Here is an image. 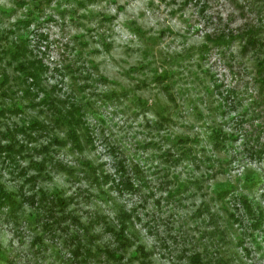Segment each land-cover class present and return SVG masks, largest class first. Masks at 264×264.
<instances>
[{
  "label": "rangeland",
  "instance_id": "374dc122",
  "mask_svg": "<svg viewBox=\"0 0 264 264\" xmlns=\"http://www.w3.org/2000/svg\"><path fill=\"white\" fill-rule=\"evenodd\" d=\"M76 1L0 0V140L25 121L47 124L18 164L0 156V184L25 196L44 189L71 198L69 216L51 227L33 219L35 205L25 201L17 217L0 212V264H118L98 251L104 245L122 252L123 264L135 250V264H264V95L255 80L264 51H244L237 37L254 27L264 41V0ZM221 32L234 36L228 45L206 39ZM25 40L30 60L48 67L46 93L67 100L72 90L87 104L82 130L90 141L81 151L52 142L43 169L34 162L45 154L35 149L65 139V128L50 103L37 104L46 93L18 70ZM165 69L167 91L154 79ZM167 151L183 157L173 164ZM119 161L133 190L104 179ZM85 162L98 168L99 181ZM121 223L131 241L125 248L115 235ZM78 241L95 255L74 257Z\"/></svg>",
  "mask_w": 264,
  "mask_h": 264
},
{
  "label": "trees",
  "instance_id": "16d2710c",
  "mask_svg": "<svg viewBox=\"0 0 264 264\" xmlns=\"http://www.w3.org/2000/svg\"><path fill=\"white\" fill-rule=\"evenodd\" d=\"M46 1H49L50 3L51 0H46ZM94 1L95 0H87V1L77 0L75 3L79 7H83L89 3H93ZM35 8L37 9L41 8L39 3L35 4ZM21 22H25V20L24 19L20 20V23ZM25 24L26 25H24L23 27L27 28L29 25L27 23ZM258 32H259L258 28L251 27L249 29H246V31L241 33V35L237 36L238 38H241L242 41H245L244 45L242 46L244 51L247 49L248 45L251 46L252 50L255 52H257V50H259L261 46H262V50L264 51L263 49L264 41L259 39ZM232 37H234L232 34L225 35V33L221 32L220 34H217L215 37H210V35H207L206 39L210 40L214 45L223 46V45H228ZM29 45L30 43H28V41L26 40L23 41V43H21V47H20L21 50L19 52L20 56L17 57L18 58L17 67L19 68L18 70L25 77L31 79V83H30L31 86H33L34 89H37L38 92L42 93V95L46 92L49 93V91H47L41 84V76H43V74L46 73L48 67L45 66L40 60H30L34 58H30L29 56V54L31 53V51L28 49ZM15 56L16 55L13 54V57ZM171 74H172L171 71H169L168 69H165L164 71H162V73L156 75L154 79H156L159 83H161L162 86L167 91V89H169L170 87L169 78ZM255 80L257 81L259 94L264 95V53L262 54L261 59H259L257 62ZM5 81H6V78L4 77L2 83H5ZM25 91L27 92V94L31 93L29 89ZM48 93H46L44 98L39 100L37 104L42 103V102H48L53 106V108H55L53 121L57 124L58 127L60 126V127L65 128L64 137L66 138L58 140L56 137H53V140L47 141V143L35 149L39 151L42 150L41 152L45 154V156H43L44 158L40 162L35 163L33 161L37 168H42L47 162H49V154L47 153H48V150L52 142H55L59 145L70 144L71 146L72 144V146L76 147L79 151H81L84 148L83 141H86V142L90 141L88 136L85 137V133H87V128L85 127V129L82 130L85 124L83 121V115L85 113V110L87 109V104L80 102V100L78 99L79 95L75 94V92L72 90H70V92L67 93V95L70 96L69 97L70 99H67V100H62V99L53 97L49 95ZM35 94L36 93H34L33 91V95ZM113 94L114 92H111L109 96H112ZM169 97L170 99L173 100L172 95H170ZM57 102H60L59 106H57L56 104ZM258 103H259V100H257L256 98L255 100L252 101V104H258ZM33 104H36V103H33ZM19 108L22 110L21 106L18 107L17 109ZM7 110L11 111L10 108ZM0 114H4L3 109H0ZM159 119L162 120L166 118L164 115L160 114ZM155 125L156 127H158V129L162 128L161 122L155 121ZM46 128H47V124H45L44 122L38 121L36 119H33L30 121H25L21 124H17L15 125L14 128L11 127L7 129L6 131H1L4 133L3 140L5 141V143H2V140H0V156L3 154L4 157L7 158L11 163L18 164V158L22 156L23 152L27 148V145L25 143L36 140V138L39 136L38 130H45ZM30 131L36 132L35 137L31 135ZM220 132L221 131H218V130L213 131V137H214L215 143L220 142L222 140L221 138L222 132L221 133ZM181 141H183V139H177L175 142L179 143ZM261 152L262 151L258 152V155H260ZM166 155L167 157L171 159V162L173 164L174 162H178L180 158L183 157L182 154H181L182 157L180 158L178 156H174V154L170 153L169 151H167L164 154V157H166ZM45 157H47L48 160H46ZM166 160H169V159L167 158ZM59 166H61L62 170L68 169V171H66L68 173L72 172L71 167L65 168L64 165H61V164ZM84 166H85L86 172L89 171L91 174L93 175L95 174L93 178L94 180L96 181L100 180L99 179L100 176L96 175V171L98 170V168L93 163L85 162ZM134 166H136V168L138 169V165H134ZM137 169L133 168V171L135 173H138L139 169L138 170ZM126 171H127L126 165L122 164V162L119 161L116 165L114 176L112 177L111 175H104V179L105 180H107L108 178L111 179V182H113L112 186H114V188H116L118 191H120V189L122 188L126 190H133L134 185L131 183L130 179L127 177ZM33 178L34 177L29 176L25 180L32 181ZM248 179L252 180L249 177ZM256 182L257 181H254V180L251 181L250 182L251 186L254 185ZM16 194L17 196H20L21 200L18 199ZM16 194L13 192L5 191L4 188L0 184V212H3V210L6 209L5 212L7 216H10L11 218L17 217L19 216L18 210L21 208L22 203H24L25 201L31 205H35L36 210L35 212H33V215L31 217L33 219L40 220L44 227H48V226L51 227L52 221L54 219L58 220L61 218L64 221L63 218L66 216H69V215H66V212L64 211H65L66 206L69 204V201L71 200V198L68 196H65L64 194H61L60 192L56 190L48 192V191H45L44 189H40L39 191H37V193L34 192L29 196L22 195L21 193L20 194L16 193ZM37 195H39L38 198L36 197ZM241 202L245 210L248 213L254 214L252 213L253 210L251 209L250 204H247L245 199H241ZM43 208H44V212L42 211ZM56 209L57 211H55ZM122 216L123 218L128 219L131 216V214H127L126 216L125 213H122ZM125 227H126V224L121 223L119 229L115 232V235L120 237L119 243H121V246L123 248H125L126 245L131 242L129 236L127 237L123 234ZM90 235L94 236V234L92 233H90ZM81 245L82 244L80 243V241H78V243L76 244L74 248V251L76 253V254L73 253L74 257L79 256L81 253H83L85 257L95 255V253H93L94 251L90 252L89 247L81 246ZM104 246L105 247L99 246L97 248L98 251L104 250L106 254L113 257L114 260H118L117 261L118 264H123L121 262V258L123 257L122 252L115 251L113 250L114 248L111 249L106 245ZM80 248H83L84 252H82ZM137 249L142 254H145L144 246H142V244H138ZM3 256L6 258V255H3ZM136 258H137V254L135 250L131 253V256L129 257L127 262L126 263L124 262V263L125 264H135L134 261ZM144 263H145L144 261L140 262V264H144Z\"/></svg>",
  "mask_w": 264,
  "mask_h": 264
}]
</instances>
